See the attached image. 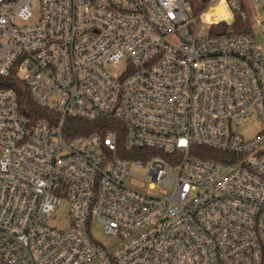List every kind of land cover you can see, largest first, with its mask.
Wrapping results in <instances>:
<instances>
[{"label":"built area","instance_id":"obj_1","mask_svg":"<svg viewBox=\"0 0 264 264\" xmlns=\"http://www.w3.org/2000/svg\"><path fill=\"white\" fill-rule=\"evenodd\" d=\"M257 31L264 0H0V264H264Z\"/></svg>","mask_w":264,"mask_h":264},{"label":"rangeland","instance_id":"obj_2","mask_svg":"<svg viewBox=\"0 0 264 264\" xmlns=\"http://www.w3.org/2000/svg\"><path fill=\"white\" fill-rule=\"evenodd\" d=\"M258 17L262 18L263 13L258 12ZM256 37L261 49L264 50V36L262 32L257 31ZM261 128H262L261 121L256 120L253 123H251L249 126L241 127L240 131L244 133L246 137L253 138ZM65 217H66V211L64 210L59 216H57V218H53L52 222L57 226L67 227L68 220ZM90 229L93 237L97 241H99L102 245H104L107 249H114L122 242V239L120 237L111 234H106L96 221L92 223Z\"/></svg>","mask_w":264,"mask_h":264},{"label":"trees","instance_id":"obj_3","mask_svg":"<svg viewBox=\"0 0 264 264\" xmlns=\"http://www.w3.org/2000/svg\"><path fill=\"white\" fill-rule=\"evenodd\" d=\"M236 26H235V22L233 25H228L226 23H222V24H219L218 26H214L212 28L213 31H224V32H227L229 30H236ZM80 122V121H79ZM88 129V128H87ZM203 152H205L203 155L205 156H210V157H215V154H213V150L208 148V147H203L202 148Z\"/></svg>","mask_w":264,"mask_h":264},{"label":"water","instance_id":"obj_4","mask_svg":"<svg viewBox=\"0 0 264 264\" xmlns=\"http://www.w3.org/2000/svg\"><path fill=\"white\" fill-rule=\"evenodd\" d=\"M231 21V20H230Z\"/></svg>","mask_w":264,"mask_h":264}]
</instances>
